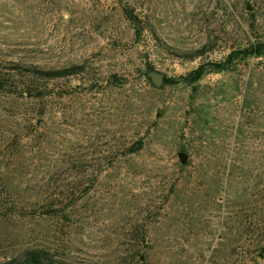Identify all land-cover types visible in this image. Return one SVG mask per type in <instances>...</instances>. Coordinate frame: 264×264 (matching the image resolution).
Returning a JSON list of instances; mask_svg holds the SVG:
<instances>
[{"label":"rangeland","instance_id":"obj_1","mask_svg":"<svg viewBox=\"0 0 264 264\" xmlns=\"http://www.w3.org/2000/svg\"><path fill=\"white\" fill-rule=\"evenodd\" d=\"M258 40L264 0H0V264H264V56L210 70Z\"/></svg>","mask_w":264,"mask_h":264},{"label":"trees","instance_id":"obj_2","mask_svg":"<svg viewBox=\"0 0 264 264\" xmlns=\"http://www.w3.org/2000/svg\"><path fill=\"white\" fill-rule=\"evenodd\" d=\"M251 55L256 56V57L264 56V41L258 40V41L252 42L248 47H245L243 49L230 51L223 60L213 63L210 70L214 72H220V73L225 72L229 69V65L233 63L237 58H245ZM207 66L208 65L206 64H200L194 71H192L190 75L191 80L197 81L200 78H202L204 73L207 70H209ZM67 72L69 73L70 70L54 71V72H50L49 74H51L50 76L52 77H56V76H59L58 74H66ZM145 76H147L146 73H145ZM174 82H176L174 79L169 78L167 76L165 77L164 84L174 83ZM23 93L27 94L28 96L33 94L31 89L28 87L25 88ZM29 260L31 261L30 264H47L42 259V257H40V255L37 253L31 254Z\"/></svg>","mask_w":264,"mask_h":264},{"label":"water","instance_id":"obj_3","mask_svg":"<svg viewBox=\"0 0 264 264\" xmlns=\"http://www.w3.org/2000/svg\"><path fill=\"white\" fill-rule=\"evenodd\" d=\"M146 75H147V77L150 78V81L156 87L160 88L164 84L165 77H166L165 72L160 71V70L150 66V67H148V69L146 71ZM140 145H141L140 142L134 143L132 146V150H136L138 147H140ZM179 158H180L182 163H186V161L188 159V154L186 152L182 151L179 153Z\"/></svg>","mask_w":264,"mask_h":264}]
</instances>
